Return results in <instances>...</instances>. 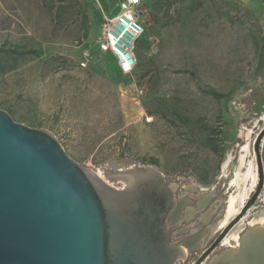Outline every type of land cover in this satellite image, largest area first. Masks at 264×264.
I'll return each instance as SVG.
<instances>
[{"label": "rangeland", "instance_id": "1", "mask_svg": "<svg viewBox=\"0 0 264 264\" xmlns=\"http://www.w3.org/2000/svg\"><path fill=\"white\" fill-rule=\"evenodd\" d=\"M118 1L0 0V44L39 53L0 76V109L50 131L69 157L108 182L101 167L118 159L210 178L224 156H243L248 167L264 126V5L254 12L230 0L223 16L206 0H140L145 49L124 73L95 51ZM86 49L92 58L81 67Z\"/></svg>", "mask_w": 264, "mask_h": 264}, {"label": "water", "instance_id": "2", "mask_svg": "<svg viewBox=\"0 0 264 264\" xmlns=\"http://www.w3.org/2000/svg\"><path fill=\"white\" fill-rule=\"evenodd\" d=\"M263 136L264 126L253 142L256 193ZM113 163L101 167L107 179L132 161ZM138 164L116 173L124 183L116 187L69 157L50 131L0 109V264H174L164 224L170 192L155 165Z\"/></svg>", "mask_w": 264, "mask_h": 264}, {"label": "flooded vegetation", "instance_id": "3", "mask_svg": "<svg viewBox=\"0 0 264 264\" xmlns=\"http://www.w3.org/2000/svg\"><path fill=\"white\" fill-rule=\"evenodd\" d=\"M263 139L264 136L259 145L262 178L257 193L259 174L254 140L249 146L254 158L252 187L246 186L251 181L244 172L246 163H239L235 154L222 157L213 178L207 172L198 176L168 175L159 169L170 192L164 224L170 244L178 250L174 264H264ZM143 165L147 164L137 166ZM135 166L132 163L128 167H111L109 183L122 187L124 183L116 173ZM253 195V202L246 206Z\"/></svg>", "mask_w": 264, "mask_h": 264}, {"label": "built area", "instance_id": "4", "mask_svg": "<svg viewBox=\"0 0 264 264\" xmlns=\"http://www.w3.org/2000/svg\"><path fill=\"white\" fill-rule=\"evenodd\" d=\"M139 5L140 0H119L117 13L103 19L95 43V51L110 54L119 70L124 73L131 72L136 64V42L143 33L138 20ZM91 58V51L84 50L80 66L85 67Z\"/></svg>", "mask_w": 264, "mask_h": 264}, {"label": "trees", "instance_id": "5", "mask_svg": "<svg viewBox=\"0 0 264 264\" xmlns=\"http://www.w3.org/2000/svg\"><path fill=\"white\" fill-rule=\"evenodd\" d=\"M206 1H208L211 4L215 13L219 15H223V16H227L229 14L227 11H228V8L232 4L230 0H206ZM224 8L226 10H224ZM82 32L83 33L80 38L81 40L87 37V33H88L87 27H84ZM255 32H256V36H255L254 44H255V47L258 48L259 46L258 45L259 44L258 43V35H259L258 25H255ZM138 48H143V50L145 49V44L142 41H140V39H138V41L136 42V50ZM38 54L39 53L36 52L32 48L20 46V45L13 44V43H8L5 41L4 43L0 44V76L2 77L6 73L15 70L23 60L28 59L33 56H37ZM210 94L215 99H222L226 97V94L217 93L215 91H211Z\"/></svg>", "mask_w": 264, "mask_h": 264}, {"label": "bare ground", "instance_id": "6", "mask_svg": "<svg viewBox=\"0 0 264 264\" xmlns=\"http://www.w3.org/2000/svg\"><path fill=\"white\" fill-rule=\"evenodd\" d=\"M232 157V156H231ZM229 160V159H228ZM239 163H244V161H243V156H241V158L239 159ZM225 165V164H224ZM240 165V164H239ZM253 167H254V163H253V161H249V164H248V167H247V170L246 171H244V172H246L245 174H246V178H251L252 179V185H253V183H254V176H255V174L253 173ZM245 185V184H244ZM252 185H251V187H252ZM246 192H247V190H246ZM244 193L243 195L244 196H246L247 195V193Z\"/></svg>", "mask_w": 264, "mask_h": 264}, {"label": "crops", "instance_id": "7", "mask_svg": "<svg viewBox=\"0 0 264 264\" xmlns=\"http://www.w3.org/2000/svg\"><path fill=\"white\" fill-rule=\"evenodd\" d=\"M244 4L248 6V8L254 12H256L254 7H261L264 5V0H243ZM262 61L264 62V53L262 54Z\"/></svg>", "mask_w": 264, "mask_h": 264}]
</instances>
